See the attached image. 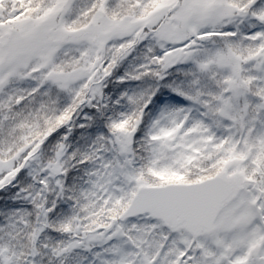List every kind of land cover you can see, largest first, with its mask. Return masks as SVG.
<instances>
[{"label":"snow or ice","instance_id":"1","mask_svg":"<svg viewBox=\"0 0 264 264\" xmlns=\"http://www.w3.org/2000/svg\"><path fill=\"white\" fill-rule=\"evenodd\" d=\"M0 264H264V0H0Z\"/></svg>","mask_w":264,"mask_h":264}]
</instances>
